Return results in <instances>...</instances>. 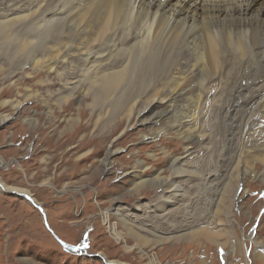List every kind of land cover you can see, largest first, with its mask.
I'll use <instances>...</instances> for the list:
<instances>
[{"label":"rangeland","instance_id":"1","mask_svg":"<svg viewBox=\"0 0 264 264\" xmlns=\"http://www.w3.org/2000/svg\"><path fill=\"white\" fill-rule=\"evenodd\" d=\"M8 1L0 0L4 2L0 5ZM82 12L87 22V7ZM3 34L0 32V117L9 118L0 123V179L22 188L23 193L3 190L0 185V264H109L108 259L125 264H264L259 256L264 247L258 246L264 243V181L257 178L264 174V151L229 153L233 154L227 158L231 163L232 158L242 159L238 168L246 166L247 160L250 171L241 175L240 183L239 176L232 180L223 213H218L217 203L226 184L215 193H220L217 199L202 179L222 167L228 169V175L233 166H220L226 157L223 136L215 133L210 148L196 153L189 163L190 176L182 172L187 168L184 164L175 172L170 161L174 156L183 157L186 142L174 132L163 133L167 122L146 126L135 118L128 120L127 97L135 92L116 101V95L104 97L87 80L80 86L66 84L70 74L62 66L49 72L33 68L26 58H11L12 48L5 52ZM83 48L87 50V42ZM71 60L73 73L81 74L83 60L78 56ZM29 119L36 124L25 121ZM146 134L155 139L143 138ZM108 149L117 151L105 166L102 160ZM158 173L176 177L183 184L180 201L166 205V213L174 208L167 214L169 218L157 215L163 209L159 207L163 184L131 192L142 178ZM184 196L198 210V220L207 217L206 224L202 221L197 226L205 228L188 234L187 240L156 245L154 234L172 235L171 226L181 225L178 213L183 214ZM204 205L210 209L206 216L201 213L207 209ZM126 225L151 240L138 243ZM66 244L79 253L67 250Z\"/></svg>","mask_w":264,"mask_h":264},{"label":"bare ground","instance_id":"2","mask_svg":"<svg viewBox=\"0 0 264 264\" xmlns=\"http://www.w3.org/2000/svg\"><path fill=\"white\" fill-rule=\"evenodd\" d=\"M85 7L87 22L83 20ZM0 32L4 33L5 52L12 48L11 58H26L33 68L49 72L62 66L70 74L66 84L80 86L87 80V85L96 87L104 97L116 95V101H121L129 91L135 92L127 97L128 120L135 118L146 126L167 122V129L161 127V131L174 132L185 140L183 157L174 156L170 161L175 172L184 164L187 168L182 172L190 176L193 169L189 163L196 153L210 148L209 141L215 133L223 136L226 157L220 166H233L228 175V169L222 167L202 179L211 193L215 191L213 197L217 199L220 193H215L226 184L217 203L218 213H223L235 182L232 180L239 176L240 183L241 175L245 177L250 171L247 160L241 169L238 166L242 159L232 158L231 163L227 158L241 150L264 151V0H11L0 5ZM85 42L87 50L83 48ZM72 56L83 60L81 74L73 73ZM8 118L0 117V123ZM25 121L36 124L34 119ZM143 138L155 139L147 134ZM116 151L110 149L103 158L105 166L111 163ZM257 178L264 181V174ZM181 183L176 177L158 173L142 178L131 192L163 184V194L159 195V207L163 209L157 215L169 218L167 214L174 208L166 213V205H175L184 195ZM0 185L3 190L23 193L22 188L9 186L1 179ZM184 199L183 214L178 213L181 225L169 227L172 235L154 234L156 245L179 241L205 228L197 226L206 224L207 217L198 220V210L185 196ZM204 207L201 213L205 214L210 209ZM127 228L138 243L151 240L134 227ZM258 246L261 249L264 243L259 242ZM259 256L264 260L263 253Z\"/></svg>","mask_w":264,"mask_h":264}]
</instances>
